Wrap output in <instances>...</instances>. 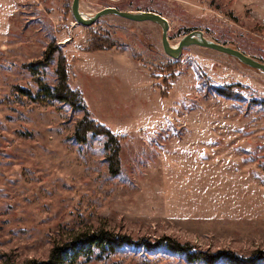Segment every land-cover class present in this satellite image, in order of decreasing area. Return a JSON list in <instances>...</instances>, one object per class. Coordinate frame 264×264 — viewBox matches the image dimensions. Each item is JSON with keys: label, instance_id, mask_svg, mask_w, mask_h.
Listing matches in <instances>:
<instances>
[{"label": "rangeland", "instance_id": "1", "mask_svg": "<svg viewBox=\"0 0 264 264\" xmlns=\"http://www.w3.org/2000/svg\"><path fill=\"white\" fill-rule=\"evenodd\" d=\"M71 4L0 0V264L45 262L55 245L99 229L132 244L74 264H205L171 253L160 245L165 238L242 259L264 252L263 74L195 46L174 60L149 22L106 16L83 27ZM79 7L84 17L108 7L156 13L168 22L171 46L201 31L264 64V0ZM90 40L114 46L89 52ZM49 45L66 59L80 109L42 92L57 86V52L35 73L28 68ZM85 112L119 139L116 176L104 136L74 139Z\"/></svg>", "mask_w": 264, "mask_h": 264}, {"label": "trees", "instance_id": "2", "mask_svg": "<svg viewBox=\"0 0 264 264\" xmlns=\"http://www.w3.org/2000/svg\"><path fill=\"white\" fill-rule=\"evenodd\" d=\"M88 41L87 51L98 52V51H109L114 45L106 41ZM58 53L57 62V86L55 89L50 90L47 87H42V92L47 97L54 99L62 104H66L73 109H80L83 105L84 100L80 92L72 90L68 83V65L65 57L57 47L49 45L44 53V60L35 64H30V71L35 73L36 68L45 66L54 55ZM228 89H218V95L229 98V94L225 91ZM22 94L30 97L31 94L27 91H22ZM162 98H167L166 92H161ZM84 110V108H83ZM88 133L95 135H102L107 139V147L109 148V171L110 174L116 176L119 172V139L114 136L104 126L96 124L89 118L88 113L85 112V116L78 123L74 139L78 144H84L86 142V136ZM131 240L126 236H120L113 232L99 229L93 232H82L76 235L72 241L65 245H55L48 256V260L41 263L29 262L27 264H74L80 257L90 258L95 251L100 253H114L116 250L123 246L131 245ZM160 245H164L165 248L173 254L182 255L188 262L196 263L203 262L205 264H217L223 262L224 264H264V252L256 251L248 259H242L236 256L232 252H218L212 254L209 252L196 251L189 244H179L178 242L165 238Z\"/></svg>", "mask_w": 264, "mask_h": 264}, {"label": "water", "instance_id": "3", "mask_svg": "<svg viewBox=\"0 0 264 264\" xmlns=\"http://www.w3.org/2000/svg\"><path fill=\"white\" fill-rule=\"evenodd\" d=\"M79 3L80 0H72L71 14L74 22L83 27H90L94 25L100 18L106 16H117L134 23L149 22L161 29L162 50L167 56L174 60L179 59L183 49L195 46L230 56L241 64L261 72L264 76V64L246 56L238 50L220 45L207 39L201 31L190 32L189 34L183 36L176 46H171L167 38V33L169 30L168 22L159 14L152 12H127L117 10L113 7H108L97 12L92 17H84L80 12Z\"/></svg>", "mask_w": 264, "mask_h": 264}]
</instances>
